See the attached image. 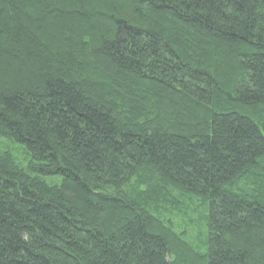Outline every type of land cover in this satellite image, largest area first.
Returning a JSON list of instances; mask_svg holds the SVG:
<instances>
[{
  "label": "trees",
  "instance_id": "1",
  "mask_svg": "<svg viewBox=\"0 0 264 264\" xmlns=\"http://www.w3.org/2000/svg\"><path fill=\"white\" fill-rule=\"evenodd\" d=\"M0 264H264V0H0Z\"/></svg>",
  "mask_w": 264,
  "mask_h": 264
},
{
  "label": "rangeland",
  "instance_id": "2",
  "mask_svg": "<svg viewBox=\"0 0 264 264\" xmlns=\"http://www.w3.org/2000/svg\"><path fill=\"white\" fill-rule=\"evenodd\" d=\"M6 145L8 146V150L11 151L20 162H23L24 153L20 149L16 148V145H10L8 143H6ZM239 188H242L241 185H239ZM142 190L143 188L141 189V191ZM175 196L181 201V203H179L181 206L183 204L186 208H188L189 206H193L187 214H184L185 217L181 215L183 212L182 209L170 206V200L172 196L168 195L165 199H161L158 201V208L155 209L153 216L154 218H158L163 222H170L172 224L170 225L175 232L174 234H185L184 240H186L187 242L192 244L194 248H196L194 249L195 252L203 255L206 251L207 243L205 240L207 239V227L205 223L202 222L201 217L205 218L206 210L200 204L199 200L195 197H190L187 195L182 197L178 194H176ZM196 225L199 226L196 227Z\"/></svg>",
  "mask_w": 264,
  "mask_h": 264
}]
</instances>
